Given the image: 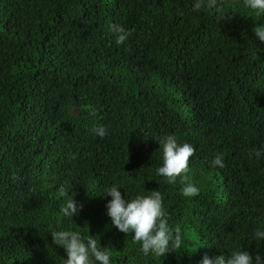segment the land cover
Here are the masks:
<instances>
[{"label":"trees","instance_id":"16d2710c","mask_svg":"<svg viewBox=\"0 0 264 264\" xmlns=\"http://www.w3.org/2000/svg\"><path fill=\"white\" fill-rule=\"evenodd\" d=\"M218 2L224 17L192 0H0V264H62L58 227L97 236L114 264L264 254L251 238L264 227V158L249 156L264 146V43L252 31L264 16ZM112 24L130 30L123 44ZM167 135L195 148L196 197L156 174ZM217 153L223 168L209 164ZM64 182L83 205L73 222L59 213ZM114 182L122 196L159 191L183 251L145 257L112 226Z\"/></svg>","mask_w":264,"mask_h":264},{"label":"clouds","instance_id":"9594fccd","mask_svg":"<svg viewBox=\"0 0 264 264\" xmlns=\"http://www.w3.org/2000/svg\"><path fill=\"white\" fill-rule=\"evenodd\" d=\"M243 6L256 16H264V0H243ZM207 9H215L217 15L224 17L225 11L218 0H192V11L200 13ZM178 15H184L182 9H177ZM110 30L115 34L117 44H123L131 35L128 28L121 24H112ZM255 37L264 43V23L256 24L252 30ZM95 115V109L89 112ZM99 137L108 134L106 127L96 125L92 129ZM162 148V164L155 171L163 178L164 182L174 185L179 180L182 183L180 189L185 198L196 197L200 189L191 181L189 173L190 157L195 153L194 146L189 142H181L175 135H167L159 140ZM74 159L75 154H69ZM250 158L257 160L264 158V146L253 149L249 153ZM211 167L223 168L225 161L222 153H217L209 162ZM72 186L67 182L60 183L58 192L62 196L59 213L65 218L78 215L83 205L78 203L71 195ZM122 184L114 182L106 191L111 197L107 201V215L111 224L124 234H131L133 242L139 243V251L145 256L162 257L169 251L184 248V240L179 226H172L169 222L167 211L164 207L163 196L159 191L150 194H136L129 196L124 191L121 194ZM73 222V220H72ZM55 245L62 247L66 259H61L62 264H114L113 252L108 246H101L100 238L82 233L73 228L58 227L50 232ZM254 241L264 242V227H257L251 233ZM228 255L221 253L215 257L205 254L200 264H264V254H250L246 249L236 248Z\"/></svg>","mask_w":264,"mask_h":264}]
</instances>
